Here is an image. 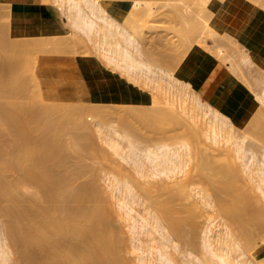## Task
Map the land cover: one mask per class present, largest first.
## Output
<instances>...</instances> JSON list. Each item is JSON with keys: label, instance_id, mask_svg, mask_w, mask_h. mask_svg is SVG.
<instances>
[{"label": "bare ground", "instance_id": "obj_1", "mask_svg": "<svg viewBox=\"0 0 264 264\" xmlns=\"http://www.w3.org/2000/svg\"><path fill=\"white\" fill-rule=\"evenodd\" d=\"M71 1L74 2L75 0H70L69 2ZM87 1H89V3H87ZM243 1L244 0H209V3H206L204 0L201 1L202 3L198 2L202 4L200 7L204 6L203 2H205V9H210L211 11V13H209V15L211 14V18L201 19V21L198 20V17L192 14V12H187V9L186 13H190V16L188 17L184 13L182 16L186 15L185 17L187 18H184L190 21H186L188 24L185 27H179L181 34L178 33L179 31L177 30V33L182 37L178 35L181 40L179 38L177 40L178 43L181 41L180 47L182 49L179 48L182 53L180 52V54L188 53L190 57H193V53L191 52L192 46L195 40L200 37V32L205 30L204 27L208 26L210 29L212 25L211 20L213 17L214 20H217L219 14L221 19L223 16L227 17V19L230 18L231 16L229 15L239 11L240 8L244 6L242 4L246 3L248 0H245V2ZM73 2L70 4H75V6L70 8H78V14H81L79 16L80 20L89 23L91 25V31L93 30L94 32L102 34L103 41L108 44L109 50L114 55V60L122 64V71L128 73V75L137 80L145 75L146 79H148H145V82L149 81L152 85L156 81H158L159 84L160 79L158 78L162 77L161 79L164 78L166 80V82L161 80L164 83V86L161 85L163 88L167 87V89H170V86L174 87L176 85L174 83H178V87L183 88L182 86L180 87L179 84L181 81L175 76L177 73H173L174 68L179 64L182 58L176 59L178 62L175 61V63L173 61L174 55L164 54V58L170 61L172 60L174 68L172 67L173 69H170L169 67L171 65L168 68L161 66L158 67L159 70L157 69V72L151 67L152 65L148 61L138 57L142 51L138 40L136 41L135 38H132V33L130 34L126 31L117 18L110 15L105 9L109 7V9L121 13L123 12L125 15L124 21L137 26L138 20L142 18L139 16L144 14L148 15L149 11L152 12L148 5L147 8L146 6H142L140 2L139 5L133 3L136 5L133 7L131 6L133 4L129 2L130 4L128 3L127 9L124 10L122 5H120L121 8H117L114 3L101 2V0H86L85 3L91 6V13H93L96 18L100 19V22L98 20L97 22L96 18L90 17L89 19L88 16L86 18L82 6L76 1ZM90 2L94 4L92 5ZM143 2L146 4L145 1ZM254 3L256 4L255 0ZM30 5L32 7L31 10L35 12L40 11L39 13L43 15H49L56 19L59 18V15L57 14V16L52 8V12H50L46 10V8L43 9L42 7H38L35 3H31ZM11 6V4L0 5L1 28L4 27V35H6V33L8 35L5 37H3V35L0 39L3 38L4 40L7 37L9 39V41L7 39V42L4 40V43L0 41V49L3 50L0 56V208L5 213L6 217H9L7 219L10 225L7 226H9L11 230V235L10 233L7 235L11 237V244L12 242L15 245L17 244L16 246L20 249V259L19 262L18 260L16 261L18 262L17 264H123L116 250L118 249L116 246H118L119 242L115 244L114 238L117 234L115 233L116 235L114 234L115 236H112L113 233L111 232L113 231H110L108 212L105 211L107 205L105 206V201L103 205H101L102 202L97 196L100 192L99 187L95 184L96 182L92 184H81L75 188H71L72 180L78 177L81 172L79 168L81 165L79 167L74 166L73 169L70 167V169L67 168V162L69 156H71L70 145L74 146L76 152L80 154L90 153V151L93 152L94 150H92L94 142L90 141L92 139L87 138L88 133L85 132L84 129V131L82 130L85 136L87 134L85 137L83 136L84 134L82 135L80 133L81 131L79 132L78 130L87 127L88 124L86 122L88 119L85 120V116L88 115V112H90L91 115L93 114L96 119L117 120V122L121 124L123 130L127 132V135H132V133L136 134L137 132L138 134L136 135H140V131H137L139 126L136 127L138 124H135V122L143 125L140 126L141 129L143 127V131H151L150 128H153V130L154 128L166 129L169 131L168 134L170 137V132L173 130L171 128H183L182 130L186 140L182 141V138H180L181 142L179 141L180 143H177L179 145L174 147L170 146L166 141L165 143H161L158 148H147L149 154L146 158L149 157L152 161L154 173L156 171L159 175L164 174L165 176H163L166 177L170 175L174 176L184 171L190 158L196 155V157L194 156V167L196 170L193 168L191 169V167H193L192 165L190 169L193 173L189 170L186 179L184 178L185 180L177 182H175V180L172 184L171 182L169 183L166 178L165 180L167 182L164 178L160 177L161 181L160 179L158 180L159 182L157 180H152L147 184V187L146 185L144 186V184L140 185L145 195H147L146 197L151 199L152 204L156 208V212H151L150 214L155 224L159 225L157 228H161L163 231L162 238H164L166 242L164 243L165 246L162 244L164 246L163 249H160V247L159 249L156 248V254L158 253V256L164 259L167 264H177L175 263V259L168 256L167 248L171 247L173 243L171 249H177L178 244L175 243L174 237H171L170 231L166 229L163 219L168 220L169 226L174 234L179 235V238L183 241H188L185 243H192L194 241H192V236L189 238L187 234H185L186 231L183 226L187 224L189 227L190 224L193 231L197 227L196 225L199 224L197 223L198 221H196L199 218V212L195 211V208H193L195 206H192L191 203H189L190 205L188 202L187 204L183 201L181 203L179 198L184 200L188 192L186 185L194 180L196 181V178L205 182L208 175H219L217 182H214L216 183L215 188L217 192H219L217 199L214 200L210 198L211 194H200L203 195H201V198L204 199L208 207L211 206L216 210L218 209V211L221 212L220 214L225 216V224L226 228H228L227 234L232 236V242L234 244H238V239L241 238L244 239V242H249L253 238L255 231L264 226V203L260 204L261 201L258 202L259 199L257 197L258 200L255 202V193L252 194V190H254L252 189V187L254 188L252 182L254 181L258 183L257 187H259L264 194V160L260 161L256 155L252 154L250 158L247 159L250 161H246L247 155L245 152H247L248 149L244 145V138L236 137L237 139L233 141L231 144L232 147L230 148L220 144L221 142L226 143L230 138L235 137L236 127L239 126L230 115V111L227 112L226 110L218 108L219 106H216V109L221 110V113L218 111L221 115L219 117L216 113L217 115H214L213 118L210 117L212 133L209 134L204 126H197L191 123L186 117L182 116L176 108L177 102H175L173 98L171 99L167 93L169 98L164 96L165 93H162L163 95L161 94L162 97L164 96V99L166 98L165 101L167 100L166 106H162L157 103L158 101L153 102L152 100L148 105L122 104V102L126 100V97L132 100V97L136 96L139 101H141L140 97L147 99L144 91L146 88L136 91L137 86L125 87L122 83L121 85L113 84L111 87H108L107 80L104 81L102 79L105 77L108 78L114 73L111 71V73H113L111 74L110 70H108L105 65L103 66L102 64L104 63H101L102 61L98 58L93 57L87 60H85L86 58H82V63L89 64L95 69V71L84 69L82 72L81 69H79L75 52L72 53V51H69L72 54L69 53L68 55L65 53L70 46L66 41L59 40L62 36L15 37L24 34L22 31L19 32L17 30L24 26L13 25L12 16L14 12ZM178 10L179 9H177L173 15H179V18H182V16H180L182 11L178 14ZM198 11V13H200V10ZM193 12H195V10H193ZM198 13H196V15H199ZM151 14L149 13V15ZM173 15H171V18H174ZM141 21L142 20H140V22ZM140 22L138 24L142 26L143 24ZM219 22L223 23V21ZM141 26L137 27L141 29ZM47 27H53L58 32L65 34L64 31L61 30L60 25L56 22ZM169 27L171 26L169 25ZM1 28L0 31L2 32L4 29L1 30ZM116 36L121 39H118ZM114 39L115 41H113ZM176 43L177 42H175V45ZM129 46H132L133 49H130ZM184 56L182 55V57ZM167 69H169L170 72ZM172 70L174 75L171 73ZM186 74H188V72ZM155 75L160 76L154 77ZM151 76H153L154 79ZM150 77L154 81L151 82L150 80L152 79ZM155 78L158 80L156 79L155 81ZM108 79H110V77ZM115 80L116 82L121 81L120 77L118 79L119 81L117 79ZM149 82L147 83L148 85H150ZM158 84L155 87L157 90L158 88L161 89L158 87ZM153 86L150 85L151 88ZM164 89L167 90L166 88ZM157 94L151 95L158 97ZM90 96H92L91 100H89V98H91ZM155 97L153 98L152 96V99H156ZM164 99L162 100L164 101ZM195 99L198 103L202 102L200 96L196 95ZM107 100H111L116 104H106L105 101ZM208 110L209 109H207V111ZM258 110H256L257 112L255 111L256 114L254 113L253 117L259 115L258 113L261 111L258 112ZM87 117L90 118L91 116L88 115ZM261 118H263V116ZM259 121L262 122L261 124L264 122V120ZM248 122L249 124L246 127H241L244 131L249 132L252 128H257V126L261 128L262 126L260 122L259 126L257 123L258 121L256 122L253 118ZM85 124L87 125L85 126ZM144 127L146 129H144ZM169 129H171V131ZM263 129L264 128H262L261 132ZM71 130L74 131L73 135L71 134ZM254 130L256 131L257 129ZM69 131L72 137H68L70 140L66 139ZM174 131L176 130L174 129ZM223 131L225 136H223ZM75 132L78 134H75ZM250 132L249 134H253V132ZM142 133L141 137H143ZM145 134L147 135V133ZM159 135L160 134H158L157 137L164 140V137H160L163 136V134ZM164 136H166L165 133ZM167 136L165 140L170 138H167ZM260 137L264 139L263 135ZM137 138H140V136ZM153 138L155 139L156 137L154 136ZM207 138H209L214 145L209 144V146L206 147L205 141ZM207 148H210L214 153H207ZM190 153L192 155H190ZM193 153L195 154L193 155ZM74 154L76 155V153ZM233 154H235L239 162L233 159ZM219 156L223 157L229 164L226 166L213 167L212 163L214 158ZM108 159L109 158H107V160ZM256 164L257 166H255ZM84 166H81V168ZM138 166H140L139 163ZM116 168L117 167L114 169ZM118 168L117 170L121 169ZM150 171H152V169ZM158 174L154 176L152 172L153 177H156ZM149 176H151V174ZM256 176H258V178H256ZM231 178H236L239 181L241 180L243 183H246L247 186H245V184H243L244 186L240 185L239 187L242 188L241 190L228 182ZM151 183L152 185L150 186ZM203 184L205 183H202V185ZM206 184L205 186L207 187L209 183ZM201 188L203 189V187ZM155 190H158L160 193H155ZM205 191H207V189ZM210 192H213V189ZM186 196L188 198V195ZM97 197L99 200H97ZM201 198L200 200H202ZM177 201H179V203ZM97 202H101L99 203L100 206H105V208H101ZM128 211H130V209ZM202 213L201 210L200 214ZM188 230L187 233L190 232V230L189 232ZM194 232H192V234ZM192 234L188 235L190 236ZM263 238L264 236L258 244L263 243ZM118 239L121 241L119 235L116 241ZM181 239L179 240L182 241ZM202 245L204 247V253L206 252L205 254L203 253V256H206L204 259L202 258L203 261L201 260V264H211V262L217 264H242L241 262L236 263L230 258V245H228L227 240L224 239L221 233L214 232L211 223H208L206 229H204ZM154 250L152 254L149 251V254L153 255ZM248 250L253 253L251 259L258 258L264 263V253H259L256 246ZM138 259H140L141 264L148 263V259L145 257L140 256ZM190 259L191 258H189V260ZM145 260H147V262ZM192 260L194 261V258L191 259V261ZM198 261H200V259ZM247 264L255 263L249 260Z\"/></svg>", "mask_w": 264, "mask_h": 264}, {"label": "rangeland", "instance_id": "obj_2", "mask_svg": "<svg viewBox=\"0 0 264 264\" xmlns=\"http://www.w3.org/2000/svg\"><path fill=\"white\" fill-rule=\"evenodd\" d=\"M69 1L70 0H34V2H33L38 7H42L43 9L46 8V10H48L50 12H52V10H51V8H52L54 13L56 15L57 14L59 15V16L57 15L59 17L57 19V21L60 22L61 27H62L61 30L63 29L65 34H62L61 32L54 30L53 32H47V31H45V32L44 31L43 32L42 31L28 32L29 34L15 36V37H17V38L46 37V36L47 37H49V36H62L63 37L64 35H67V36H64L63 38L62 37L59 38V40L66 41L67 44L70 46L69 49L65 51V53L67 55L69 53L72 54L73 52H75L76 58L78 61L79 69H81L82 72L84 69H87L90 71H95L93 66H91L89 64L82 63V61H83L82 58H84V59L86 58L85 60H87L88 58L94 57V58H98L99 60H101L102 61L101 63H104L102 65L103 66L105 65V67L108 70H110V73L112 71L115 74L114 75L113 73H111L113 75L109 76L110 78L114 79V81H116L115 79L118 80L120 77V80L122 82L119 80L118 81L121 82L125 87L137 86L136 91L140 90V89L144 90L146 88L144 91L146 93L147 99L140 97L141 101H139V99L136 96L132 97V100H131V98L128 99L126 97L125 98L126 100L124 102H122V104L148 105L152 100L153 102L158 101L157 103L161 104L162 106H166L167 100L165 101L166 98L164 99V96L166 97L168 94V96L171 99L173 98L175 100V102H177L176 108L179 110V112L182 114V116L186 117L191 123H193L197 126H204L205 129L209 132V134L212 133V130H211L212 124H211L210 117L213 118L214 115H217V114H218L217 116L220 117L221 110L216 109L215 105H213L211 102L206 101L198 93L196 86H195V83L193 81H191L192 78L197 73V72H195V70L192 71V77L190 76L191 79L189 78V80L187 78H184L180 74H178V71L180 70V68L182 66L188 65L187 59L191 58L188 53L187 54H185V53L180 54V52L182 53V51L180 50V48H181L180 47L181 46L180 40L182 37L178 34V33H180L179 30H180V28H183L181 26L185 27L188 24L187 22H189L190 20L185 19V18H187L185 16L187 15L189 17L190 16L189 14L191 12H192V14H195V16L198 17L197 19L200 21H201V19L211 18V14L209 15V13H211L210 9H207V10L205 9V7H206L205 4L209 3L208 2L209 0L208 1L205 0L206 3L203 2L204 3L203 5L205 7L204 6H202V7L204 9L202 7H200V5H202V4H199L201 1H204V0H201V1H198V0H185V1L184 0H178V1L177 0H101V2L103 1V2L114 3V4H116L117 8H121L120 5H122L124 10L127 9L129 2L131 4L137 3L138 5L141 2L142 6H146L147 8L149 6L151 8L150 10H152V12L149 11L150 14L152 13L151 15H149V13H148V15L144 14V15L139 16L140 18L142 17L141 19L139 18L140 20H142L141 22L143 24L142 26L140 24L141 29L138 28V27H140L138 24L140 22V20H138L139 22L137 23V26H138L137 27L135 25L129 24V23L124 21L125 15L123 12L121 13L119 11L109 9V7L105 8V9H106V12H108L110 15H113L117 18V20L121 23V26L126 31H128L130 34L132 33V38H135L136 41L138 40L140 49L142 50L139 55L137 54L138 57L140 59H144V60L148 61L152 65L151 67L154 70L157 71L158 67H161V66L164 68H168L171 65L169 67L170 69L173 67L172 60L170 61V60L164 58V54L174 55V60H173L174 62L177 61L176 59L182 58L181 61L179 60L180 61L179 64H177L175 68L173 67L174 72L172 70L171 73L172 72L174 74L177 73V75H175V76H177L178 79L181 81V82H179V84H180V87L182 86L183 88H179L178 87L179 85H177L178 83H174L176 85L174 87L170 86V89H167V87H164L167 90H165L162 87V86H164L163 82H166V80L164 78L161 79L162 77H159L160 75L154 76V77H159L158 79H160V81L158 84V81H156L157 78H155L156 82H154V83L156 85L153 83V85H154L153 86L152 84H150L149 81L145 82L146 80H148V79H146L145 75H143L142 77H140L137 80V79H134L132 76L128 75V73L122 71V66H121L122 64L117 63V61L114 60V58H113L114 55L109 50L108 44L103 41L104 39L102 38V34L99 32H94L93 30L91 31V25L89 23L85 22L84 20L83 21L80 20L79 16L81 14L80 15L78 14L79 13L77 11L78 8H76V7L70 8L72 6H75V4H70L73 1H71V2H69ZM75 1L78 2L82 6L83 11L86 14V18H87V16L89 19H90V17L94 18V19L96 18L95 15L93 13H91V11H92L91 6L89 4H87V3H89V1H87V3H85L86 0L85 1L84 0H79V1L75 0ZM143 1H145L146 4ZM147 1H148V3H147ZM240 1H242V0H240ZM248 1L246 2L247 4L246 3L242 4V5H244L243 10L240 13H237V16L234 17L232 19V21L227 23V26L220 28V27L211 25L210 29L208 26H205L204 27L205 30H202L200 32V37L195 40V42L192 46L193 48L191 49V52L193 53V56H194L200 50H202L204 55L212 57L217 62H221V63L226 64L230 68V70L238 76V78L241 81V85L245 89V91L251 95L253 100L256 101V104L258 106L257 108L259 109V110L258 109H256V110H258V112L261 111L260 113H258L259 118H258V116L253 117L254 113L256 114V112H257L255 110L256 112L254 111L249 117H247L244 120L245 121L244 125H239L238 127H236L235 137L230 138L228 140V142H226V143L221 142L220 144L224 145L225 147L230 148V147H232L231 144L233 143L234 140H236L237 138H244V145L248 149V151L245 152L247 155L246 161H250L247 159L250 158V156L252 154L256 155V157L260 161H263L264 160V139H262V137H260V136H262V135L264 136V134H263L264 129L262 131L263 133L261 132L262 128H264V125H263L264 122H263V124H261L262 122H260L259 120H261V121L264 120L263 119L264 118V68H261L260 66H258L256 63L253 62V60L251 59L250 54H249L250 50L253 47L248 46L249 42H242V39L245 38V36H247V35L249 37H253L254 33H252V31L254 30V27H257V28L261 27L262 28V25L259 24V22L261 20H264V0H255L256 4L254 3V0L249 1V2ZM91 2H90V4H92ZM243 2H245V0ZM135 4H133L131 6L134 7V6H136ZM193 6H194V8H193ZM201 8L204 11L205 10L206 11L204 12ZM177 9H179L178 14H180V12L182 11L180 16H182L183 13L186 15L182 16V18L181 17L179 18V15L174 16L173 13ZM196 9H197V12H196ZM186 10H187V12H190V13L189 14L186 13ZM193 10H195V12H193ZM198 10H200V13H198L199 12ZM201 10H202V12H201ZM196 13H198L200 16L196 15ZM202 13H206V14H202ZM171 15H173L174 18H171L172 17ZM205 15H207V16H205ZM222 19H221L220 14H219L218 19L214 20V17H213V19L211 20L212 21L211 23H215V21H216V23H218L219 21H223V23L225 24L227 22V17L223 16ZM97 20L99 21L100 19L96 18V21ZM213 20H214V22H213ZM219 23H222V22H219ZM169 25L171 27H169ZM1 27H2V25L0 24V28ZM133 27H136V28H133ZM167 27H169V28H167ZM2 29H4V27L1 28V30ZM1 33H0L1 34L0 37H2L5 34V29ZM67 33L68 34L70 33L72 36L70 34L68 36ZM178 35L181 38H179ZM5 36H8L7 33L3 37H5ZM117 38L121 39L119 37H117ZM170 38H172L173 40ZM178 38L180 39L179 43L177 41ZM7 39H8V37L4 39L5 42H7ZM4 40H3V38L0 39V41H3V43H4ZM8 41H9V39H8ZM113 41H115V39ZM175 42H177L176 45H175ZM129 47H130V49H133L132 46H129ZM69 51H72V53ZM76 52H78V53H76ZM2 53H3V50L0 49V56L2 55ZM182 55L183 56L185 55V56L182 57ZM87 56H89V57H87ZM164 59L166 62L164 61ZM163 61H164V63H163ZM167 70H169V69H167ZM169 72H170V70H169ZM151 77H153V76H151ZM154 77H153V79H154ZM147 78H148V76H147ZM153 79L152 80L149 79V80L152 82V81H154ZM161 80H163V82ZM148 82L151 86H153L152 88L150 87V85L147 84ZM108 83L111 84V79ZM157 84H158V87H160L161 89L158 88V90H157V88H155L157 86ZM166 84H168V83H166ZM162 93L163 94L167 93V94L166 95L164 94V96L162 97L161 96ZM151 94H154V95L157 94L158 97H155L154 95H151ZM196 95L200 96V99L202 102L198 103V101L195 99ZM152 96H153V98L155 97L156 99L157 98L158 99L157 100L152 99ZM91 99H92V97L89 98V100H91ZM134 99H138V100H134ZM162 99H164V101ZM144 100H146V101H144ZM205 102H206V104H205ZM105 103L106 104H116L115 102H113L111 100H107V101H105ZM207 104H209V105H207ZM207 109H209V110L207 111ZM88 115H90L92 118L91 117L88 118L87 117ZM88 115L87 116L84 115V116H85V120L88 119L86 123L89 126L87 124H85V126L87 125L86 128L83 127V128L78 129V130H79V132L81 131L80 133L82 135L84 134L83 136H85V133L82 132L83 129L85 130V132L88 133V136L86 134L87 138L92 139L90 141L94 142L93 148H92V150L94 149L93 150L94 153L92 151H90V153L80 154V153L76 152V149L74 148V146L70 145V155L71 156H69V160L67 162V164H68L67 168L73 169L74 166L79 167L80 165L81 166L85 165L83 168H81V166L79 167L81 169V172H80L78 177H76L72 180L73 183L71 182V188H75L81 184H92V183L96 182L95 184H97V186L99 187V192H100V194H98L97 196L100 198V200L102 202V203L101 202H99V203H101V205H103V202L105 201L106 203L104 202V204H105V206L106 205L107 206L105 208V206L101 207L98 202H97V204L101 208H103V209L105 208L106 209L105 211L108 212V219L110 221V231H113V232H111V233H113L112 236L114 237L117 234V236L114 239H115V244H116V242H119V244H118L119 247L116 246L118 248L116 250L119 254L118 257L121 258V260H120L121 263H123V264H141L140 259H138V257L141 256V257H145L146 259H148L149 264H167L164 259H162L161 257L158 256V253L156 254V252H157L156 248L159 249V247H160V249L161 248L163 249V247L165 246L164 243H166L165 239L162 238L163 237V231L161 230V228L160 229L157 228L159 225L155 224V222L153 221V217L150 214L151 212H156V208L152 204L151 199L146 197L147 195H145V192H144L143 188L141 189L140 185L144 184V186L146 185V187H147V184H149L150 181H152V180L158 181L160 179V181H161L160 177L164 178V180L166 178V180L169 183L171 182V184H172V183H174L175 180H176L175 182L180 181V180H185L188 171L190 170V172H191L192 168L194 170H196L194 167L195 166V157H196V155H194L195 153H193V155L195 157L192 156V158H190L188 165L185 167V170L175 174L174 176L170 175L172 177H170V176L164 177L165 176L164 174H163L164 176L161 174H160L161 175L160 176L158 173H156V171L154 173L152 161L150 160L149 157H148L149 159L146 158L149 154L147 151V148H151V149L158 148L161 143H165L166 141H167L166 143H168L170 146L174 147L176 145H179L177 143L181 142L180 138H182V141L186 140L184 138L185 135H184V132L182 130L183 128H180V127L179 128H171L173 130H172V132H170V135H171V137H170L168 134L169 131H167L166 129L163 130V129L154 128V130H153V128H150L151 131L144 130L145 131L144 132L143 127H142V129L140 128V126H143V125L142 124L140 125L138 122H135V124H138L136 127L139 126L137 131H140L139 132L140 135H136V134H138V132L136 134L132 133V135H133V137H132L131 134H128V135L126 134L127 132H125V130H123L121 124L119 122H117V120L113 119L114 120L113 121L112 119L111 120H100L99 118L96 119L93 114L92 115L90 114V112H88ZM251 116H252L253 120H255L256 122L258 121L257 122L258 125H259V122H260V125H262L261 128L258 126H257V128H254V129H257L256 131H258V132H256L253 128H252L253 130L252 129L250 130L251 132H253V134L256 133L255 134L256 137L250 131L249 132L251 134H249L248 131L243 130V128L249 124L248 121H250L252 119ZM262 116H263V118H261ZM255 118H257V119H255ZM241 127H243V128H241ZM144 129H146V128L144 127ZM147 129H149V128H147ZM171 129H169V130L171 131ZM174 129L176 131H174ZM258 129H260V130H258ZM165 130H166V132H165ZM77 132H75V134H78ZM142 132H144V133H142ZM68 133H69V134H67L68 136L66 137V135H65V137H66V139L70 140V138H72L71 134L73 135L74 131H72L71 134H70V131ZM141 133H142L143 137H141ZM145 133H147L148 136ZM155 133H157V134H155ZM164 133L166 134V136L168 134L167 138L168 137H170V138L165 140L166 136H164ZM158 134H160V135L163 134V136H160V135L159 136L162 138L164 137V140H161L159 137H157ZM138 136H140V138H137ZM154 136L156 137L155 139L153 138ZM223 136H225L224 131H223ZM68 137H70V138H68ZM161 141H164V142H161ZM205 142L207 145L206 147H208L209 144L214 145V143H212V141L209 138H207ZM207 149H208L206 151L207 153H214V152H212V150L210 148H207ZM74 153H76L77 156ZM190 155H192V154L190 153ZM107 156H109V157H107ZM77 158H79V159H77ZM107 158H109V159L112 158L114 163H113L112 159H110V160L108 159L110 161L109 162L107 160ZM233 159L236 160V162H239L238 158L235 157V154H233ZM138 163L140 166H142V165L143 166L142 167L138 166ZM140 163H142V164H140ZM196 163H197V158H196ZM113 164H117V165H113ZM227 164H229V163L223 157L219 156L217 158H214L212 166L213 167H220V166H226ZM192 165H193V167H191ZM255 166H257V164ZM115 167H117V168L119 167L118 169H120V168L121 169L120 170H117V168L114 169ZM149 167L152 169V171H150L151 169ZM190 167H191V169H190ZM152 172H153L154 176L156 174H158V175L156 177H153ZM191 173H193V172H191ZM150 174H151V176H149ZM208 176H210L211 178ZM208 176H207L205 182L196 178V181L194 180L195 182L192 181V182H190V184L188 183L186 185V189L188 188V192L186 194V195H188V198L186 195H185V197L183 195L185 201L183 199L181 200V198H179L181 203H182V201L185 202L186 204H187V202H188V204L191 203L192 206H195V207H193V208H195V211L199 212V214H198L199 218L196 217V218H198L196 221H198L197 223H199V224L196 223L197 224L196 225L197 227L195 228L196 230L194 229L192 231V228H191L192 226H190V224H189V227L187 224H186L187 226L186 225L183 226V227H185L184 230L186 231V232L185 231H183V232H185V234H187V236L189 238H191V236L193 237L192 238V241L194 240L192 242L193 244L190 241H189L190 243H185L188 241H183L181 238H179L180 237L179 235L174 234L172 232L170 226H169L168 220L163 219V223L166 226V229L168 231H170V233L172 235L171 237L172 238L174 237L173 239L175 240V243L178 244L177 249L179 248L178 251H177V249H173V248L171 249L173 243H172V245L170 243L171 247L167 248L168 249V256L171 257L172 259H175V263H177V264H191V263L192 264H198V263L201 264V262L203 261V259L206 256V255L203 256L206 252L204 253V247L202 245V236H203L204 229H206V227H207V224L211 223V225L213 226L214 232L221 233L224 236V239L227 240L228 245H230L231 249L229 250L230 251L229 256L233 261H235L236 263L241 262L242 264H247L249 262V260H251L255 264H264L258 258L257 259H251V257H253V253H252V251L248 250L249 248L256 246L257 251L259 253H264V241H263L264 238L262 240L263 243L258 244L260 242L261 238L264 236V226L261 229L255 231L253 238L251 239L252 241L250 240L249 242H244V239L241 238V239H238V244H234L232 242V236L227 234L228 228H226L225 219H224L225 216L223 214H220L221 212L218 211V209L216 210L215 208H213L211 206L208 207L205 204L204 199L201 198L203 195L200 193H203L205 195L211 194L210 198H213L214 200H216L217 197L219 196L218 195L219 192H217V190L215 188L216 183H214V182H217L219 175L218 176L217 175H212V176L208 175ZM256 178H258V176H256ZM228 182L232 183L233 185H235L238 188H240L239 186L243 185V184H245V186H247L246 183H243L241 180L239 181L236 178H231ZM249 182H250V180H249ZM152 183L150 184V186L152 185ZM202 183H205V184L209 183V184L208 185L206 184L207 185V187H206L205 184L202 185ZM257 184L258 183L255 181L252 182V186H254V188L252 187V189H254V190H252V194L255 193L254 194L255 202L259 199L258 202L261 201L260 202V204H261V203H264V194L262 193L260 188L257 187ZM201 187H203V189ZM204 187H205V190L207 189V191L204 190ZM186 189H185V191H186ZM212 189H213V192H210V191H212ZM240 189L242 190V188H240ZM253 191H255V192H253ZM154 192L157 193L159 191L155 190ZM256 193H257V196H256ZM99 198L97 200H99ZM185 198H187V199H185ZM200 198L202 200H200ZM177 202L179 203V201H177ZM127 204H129V205H127ZM124 205H126V206H124ZM205 205H206V207H205ZM127 206L131 207V208H128ZM129 209H130V211H128ZM199 209H200V211H199ZM201 210L203 212L202 214H200ZM257 215H259V214H257ZM7 218H9V217L8 216L6 217L5 213L0 208V264H17L19 262V259H20V256H19L20 255V253H19L20 249H18L19 247L16 246L17 244L15 245V244H13V242L11 244V241H12L11 237L9 235H7L8 233H10V235H11V230H10L9 226H7V225H10L9 224L10 222H8ZM5 222H6V224H5ZM153 226H155V227H153ZM158 229H159V231H158ZM188 229L190 230L191 233L189 232ZM187 230L189 233H187ZM192 232H194L193 233L194 236H193ZM160 234H161V236H160ZM188 234H192V235L189 236ZM118 235H119L121 241H119V239L116 241V238L118 237ZM179 239H181L182 241H180ZM152 249L156 250V251L154 250L153 255H151L153 253ZM149 251L151 254H149ZM162 251H164V250H162ZM189 258H191V259L194 258V261L193 260L191 261V259L189 260ZM197 258H199L200 261H198L199 259H197ZM17 260H18V262H16ZM145 261L147 262V260H145ZM187 261H188V263H187ZM213 263L214 262H211V264H213ZM214 264H217V263H214Z\"/></svg>", "mask_w": 264, "mask_h": 264}, {"label": "crops", "instance_id": "obj_3", "mask_svg": "<svg viewBox=\"0 0 264 264\" xmlns=\"http://www.w3.org/2000/svg\"><path fill=\"white\" fill-rule=\"evenodd\" d=\"M33 2V0H0V5H12L11 7L14 12L12 16V23L14 26H24L18 28L17 30L19 32L22 31L25 35L29 34L28 32H53L55 29L53 27L47 26L54 22L58 23L61 27L60 22L57 21L56 18H53L49 15H43L39 13L40 11L35 12L34 10H31L32 7L30 4ZM242 10L243 7H241L240 10L235 13H231L229 15L231 17L227 19L225 24L212 23V25L220 28L225 27L227 26V23L232 21V19L237 16V13H240ZM263 21L264 20H261L259 22V24L262 25V28L254 27V30L252 31V33H254L253 37H249L247 35L242 39V42H249L248 46L253 47L249 52L250 57L253 62L261 68H264ZM187 60L188 65L182 66V69L180 68L178 74L189 80V78L191 79L192 77V71L195 70L197 73L191 81L195 83L198 93L206 101L211 102L217 107L219 106L218 108L226 110L227 112L230 111V114L236 124H244V120L249 117L258 106L256 101L252 99L251 95L247 93L242 87L238 76L233 73L226 64L217 62L212 57L204 55L202 50ZM187 72L188 74H186ZM108 78H101L104 81L107 80V84L109 85L108 87H111L113 84L121 85V82H116L112 78H110L111 84H109L108 82L110 79Z\"/></svg>", "mask_w": 264, "mask_h": 264}]
</instances>
